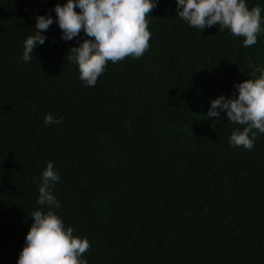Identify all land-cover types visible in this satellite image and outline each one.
I'll return each instance as SVG.
<instances>
[{
	"label": "trees",
	"instance_id": "trees-1",
	"mask_svg": "<svg viewBox=\"0 0 264 264\" xmlns=\"http://www.w3.org/2000/svg\"><path fill=\"white\" fill-rule=\"evenodd\" d=\"M66 2L0 0V264H17L36 210L90 242L87 264H264V133L253 129L245 150L229 143L244 126L206 116L211 100L260 76L264 30L244 47L159 0L147 52L109 61L89 87L66 58L85 34L65 41L55 22ZM246 3L264 29V0ZM37 15L54 23L25 62ZM48 114L61 122L46 125ZM49 162L59 207L37 204Z\"/></svg>",
	"mask_w": 264,
	"mask_h": 264
},
{
	"label": "clouds",
	"instance_id": "clouds-1",
	"mask_svg": "<svg viewBox=\"0 0 264 264\" xmlns=\"http://www.w3.org/2000/svg\"><path fill=\"white\" fill-rule=\"evenodd\" d=\"M159 0H67L56 3L55 22L62 39L73 40L83 32L86 36L66 56L79 68V78L86 86L94 87L105 72L108 62L118 63L126 57L140 59L150 48L151 32L146 17L157 7ZM177 15L189 26L203 30L218 25L228 29L234 37H243V46L257 43L261 27V8L251 9L246 0H176ZM76 9H79L77 11ZM36 32L24 41L22 59L29 62L37 45H43L46 32L54 23L50 15H37ZM256 79L235 83L238 90L232 97L223 95L211 100L207 117L218 118L226 112L228 121L244 126L233 130L229 143L245 150L254 148L257 130L264 133V69ZM62 117L45 116L46 125L60 123ZM60 181L49 162L42 172L37 204L59 207L50 188ZM32 224L26 234L25 244L17 264H87L81 257L90 250L86 238L74 236L73 227H65L63 220L52 210L31 213Z\"/></svg>",
	"mask_w": 264,
	"mask_h": 264
}]
</instances>
